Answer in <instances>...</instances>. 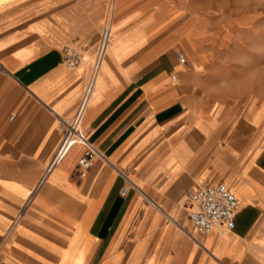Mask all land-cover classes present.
Segmentation results:
<instances>
[{"label":"crops","instance_id":"obj_1","mask_svg":"<svg viewBox=\"0 0 264 264\" xmlns=\"http://www.w3.org/2000/svg\"><path fill=\"white\" fill-rule=\"evenodd\" d=\"M110 7L82 122L104 159L78 171L76 144L36 190L60 119L85 93ZM216 9V0H0V264H264V106L212 93ZM65 47L81 65L63 64ZM120 172L136 189L124 196ZM217 183L239 200L235 226L201 235L191 195Z\"/></svg>","mask_w":264,"mask_h":264},{"label":"rangeland","instance_id":"obj_2","mask_svg":"<svg viewBox=\"0 0 264 264\" xmlns=\"http://www.w3.org/2000/svg\"><path fill=\"white\" fill-rule=\"evenodd\" d=\"M216 3V15L209 26L223 40H218L209 63L216 64L218 70L204 73L212 80V93L231 95L234 101L247 98L264 106V0Z\"/></svg>","mask_w":264,"mask_h":264},{"label":"built area","instance_id":"obj_3","mask_svg":"<svg viewBox=\"0 0 264 264\" xmlns=\"http://www.w3.org/2000/svg\"><path fill=\"white\" fill-rule=\"evenodd\" d=\"M112 13L110 7L100 29L98 47L93 56L92 71L85 93L74 116L70 119H60L63 125L61 143L54 159L42 173L36 190L45 181L54 166L62 159L67 151L76 144L84 146V152L77 161L78 171L86 172L92 167L96 159H104L103 155L89 142L82 128V122L100 67L110 44ZM178 58L180 63L185 62V58L181 53H178ZM62 61L67 68L74 69L81 65L82 56L78 49L65 47L62 51ZM120 175L124 179V186L120 189L121 196H124L129 188L136 190L132 182L123 173L120 172ZM191 202L196 208L189 213V219L199 234L206 235L217 227H223L225 231L234 229L239 200L229 191L225 184L202 185L192 193ZM25 207L26 205L19 212L17 219L21 217Z\"/></svg>","mask_w":264,"mask_h":264}]
</instances>
